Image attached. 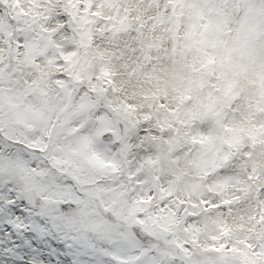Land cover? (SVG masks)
Masks as SVG:
<instances>
[{
    "label": "snow or ice",
    "instance_id": "6c2138e0",
    "mask_svg": "<svg viewBox=\"0 0 264 264\" xmlns=\"http://www.w3.org/2000/svg\"><path fill=\"white\" fill-rule=\"evenodd\" d=\"M0 264H264V0H0Z\"/></svg>",
    "mask_w": 264,
    "mask_h": 264
}]
</instances>
